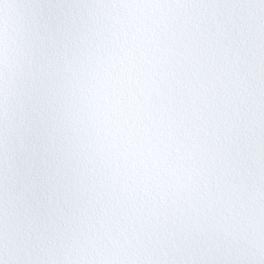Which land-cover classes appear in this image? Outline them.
<instances>
[{
    "label": "snow or ice",
    "instance_id": "1",
    "mask_svg": "<svg viewBox=\"0 0 264 264\" xmlns=\"http://www.w3.org/2000/svg\"><path fill=\"white\" fill-rule=\"evenodd\" d=\"M0 264H264V0H0Z\"/></svg>",
    "mask_w": 264,
    "mask_h": 264
}]
</instances>
